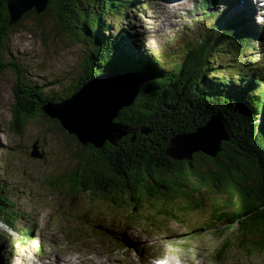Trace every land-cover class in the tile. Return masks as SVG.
<instances>
[{
	"label": "trees",
	"instance_id": "16d2710c",
	"mask_svg": "<svg viewBox=\"0 0 264 264\" xmlns=\"http://www.w3.org/2000/svg\"><path fill=\"white\" fill-rule=\"evenodd\" d=\"M7 1L0 0V73L10 69L15 78L16 104L10 109V128L17 134L29 119L46 117L40 110L44 104L62 101L95 75L116 73L130 77L139 86L134 103L117 119L132 133L115 147L106 144L95 150L81 146L73 153L79 171L60 181L69 197L99 195L118 208H123V203L134 211L152 210L162 218L177 220L200 209L198 195L202 191L214 193L223 201L214 204L206 228L218 229L222 236L236 230L229 241L215 249L217 255L233 249L232 243L246 250L247 256L264 255V176L259 179L260 172L264 175V65L255 69L256 64L246 55L254 50L256 37L249 30L248 34L243 31L241 16L216 34L224 18L206 16L216 26L189 41L184 60L166 71L155 55L146 49L139 52L131 45L132 38L126 32L115 29L114 36L104 35L111 29L105 21L112 16L126 19L139 0H49L42 14L30 12L12 25ZM213 5V1L205 0L199 7L207 11ZM31 16L35 20L52 17L72 44L92 47L81 76L67 93H45L43 87L26 80L19 65L4 62L8 35ZM214 55H226L234 61L233 71L226 66L228 71H222L231 80L216 73ZM234 82L240 84L238 88ZM212 113L223 116L229 137L220 144L214 159L198 153L190 162H177L165 155L172 136L193 131ZM14 216V204L0 189V223L15 231L11 222ZM20 234L28 236L25 228ZM4 238L0 230V242Z\"/></svg>",
	"mask_w": 264,
	"mask_h": 264
},
{
	"label": "rangeland",
	"instance_id": "374dc122",
	"mask_svg": "<svg viewBox=\"0 0 264 264\" xmlns=\"http://www.w3.org/2000/svg\"><path fill=\"white\" fill-rule=\"evenodd\" d=\"M136 5L124 20L108 18L105 23L111 29L104 35L114 36L115 29L126 32L132 38L131 45L139 52L146 49L155 55L166 71L184 60L188 42L205 32L209 24L201 13L188 14V5L178 12L176 8L165 11L161 6L165 0H139ZM57 26L52 17L35 20L31 16L8 35L4 47V62L19 65L26 80L43 87L48 94L67 93L66 89L81 76L92 50L91 45L72 44ZM262 43L263 37L246 54L256 60L255 69L264 62L259 53ZM212 61L216 73L231 80L222 71H228L225 66L233 71L234 61L226 55H214ZM251 77L252 74L247 78ZM14 81L10 69L0 73V189L16 210L11 221L15 231L0 223L6 235L0 242L1 264H154L165 259L173 264H264V255L247 256L246 250L233 243V249L220 258L213 253L236 234L235 228L224 236L218 229L206 228L212 220L214 204L223 201L214 193L202 191L198 195L200 209L177 220L162 218L152 210L134 211L123 203V208H118L99 195L69 197L60 181L78 170L73 153L80 145L48 117L29 119L21 134L12 130ZM239 85L234 82L235 87ZM35 145L42 158L30 156ZM263 176L260 172L259 179ZM23 228L30 239L20 234Z\"/></svg>",
	"mask_w": 264,
	"mask_h": 264
},
{
	"label": "water",
	"instance_id": "95a60500",
	"mask_svg": "<svg viewBox=\"0 0 264 264\" xmlns=\"http://www.w3.org/2000/svg\"><path fill=\"white\" fill-rule=\"evenodd\" d=\"M49 0H8L9 25L30 12L42 14ZM139 94L138 84L130 77L116 73H101L81 83L79 89L58 103H47L41 112L58 123L60 129L83 147L95 150L106 144L115 147L132 133L129 126L117 121L119 113L130 107ZM144 133V130H143ZM133 141V138L131 139ZM229 141L226 123L220 113H212L205 123L188 133L172 136L165 155L173 161L190 162L195 154L214 159L220 144ZM32 158H42L36 145Z\"/></svg>",
	"mask_w": 264,
	"mask_h": 264
},
{
	"label": "clouds",
	"instance_id": "9594fccd",
	"mask_svg": "<svg viewBox=\"0 0 264 264\" xmlns=\"http://www.w3.org/2000/svg\"><path fill=\"white\" fill-rule=\"evenodd\" d=\"M259 2L262 6H264V0H259ZM257 21L260 23H264V13H261V15L257 17ZM157 264H159V262H157ZM164 264H167V262L165 261ZM177 264H180V262L177 261Z\"/></svg>",
	"mask_w": 264,
	"mask_h": 264
},
{
	"label": "bare ground",
	"instance_id": "6f19581e",
	"mask_svg": "<svg viewBox=\"0 0 264 264\" xmlns=\"http://www.w3.org/2000/svg\"><path fill=\"white\" fill-rule=\"evenodd\" d=\"M174 10H175V8H173ZM80 261H82V260H80ZM83 262V261H82ZM78 264V263H77ZM168 264V263H167Z\"/></svg>",
	"mask_w": 264,
	"mask_h": 264
}]
</instances>
